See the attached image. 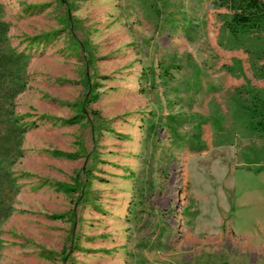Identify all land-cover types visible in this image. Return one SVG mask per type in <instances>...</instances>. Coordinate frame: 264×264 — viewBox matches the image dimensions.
I'll use <instances>...</instances> for the list:
<instances>
[{
	"label": "rangeland",
	"instance_id": "obj_1",
	"mask_svg": "<svg viewBox=\"0 0 264 264\" xmlns=\"http://www.w3.org/2000/svg\"><path fill=\"white\" fill-rule=\"evenodd\" d=\"M30 55L0 264H264V30L212 0H0ZM72 155L67 157L64 154Z\"/></svg>",
	"mask_w": 264,
	"mask_h": 264
},
{
	"label": "trees",
	"instance_id": "obj_2",
	"mask_svg": "<svg viewBox=\"0 0 264 264\" xmlns=\"http://www.w3.org/2000/svg\"><path fill=\"white\" fill-rule=\"evenodd\" d=\"M214 8H225L228 13L224 24L237 35L264 30V0H212ZM0 4V233L1 224L14 210L18 181L14 165L23 155L22 142L29 126L16 112L15 99L28 86L26 66L30 55L17 51L8 37V23L1 19ZM264 73V70L263 72ZM248 126L264 133V89L250 87ZM67 157L72 155L61 153ZM2 244L0 239V250Z\"/></svg>",
	"mask_w": 264,
	"mask_h": 264
}]
</instances>
